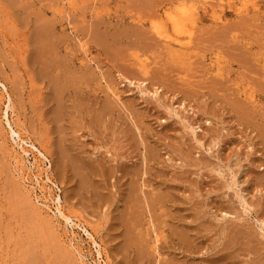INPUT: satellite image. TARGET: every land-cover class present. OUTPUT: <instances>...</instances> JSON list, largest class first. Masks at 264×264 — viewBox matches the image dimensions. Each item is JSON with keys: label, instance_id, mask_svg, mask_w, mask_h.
I'll use <instances>...</instances> for the list:
<instances>
[{"label": "rangeland", "instance_id": "rangeland-1", "mask_svg": "<svg viewBox=\"0 0 264 264\" xmlns=\"http://www.w3.org/2000/svg\"><path fill=\"white\" fill-rule=\"evenodd\" d=\"M183 11L193 20L172 26ZM50 59L83 89L59 94ZM56 147L91 170L56 174ZM136 254L264 264V0H0V264Z\"/></svg>", "mask_w": 264, "mask_h": 264}, {"label": "bare ground", "instance_id": "bare-ground-1", "mask_svg": "<svg viewBox=\"0 0 264 264\" xmlns=\"http://www.w3.org/2000/svg\"><path fill=\"white\" fill-rule=\"evenodd\" d=\"M193 14H191V13H186V12H182L181 14H180V16L178 17V18H170V22H171V25L172 26H183V24H184V21H186V20H193ZM41 29H43V28H41ZM41 29H39V32H40V30ZM45 31V30H44ZM44 31H43V33H44ZM39 32H38V34H39ZM46 32V31H45ZM42 35H43V33L42 32H40ZM156 33H157V35L158 36H160V37H162L163 39H169L168 38V36H166V35H164V33L163 32H161L160 30H156ZM41 34H39V35H41ZM45 34V33H44ZM39 35H37V37H40ZM41 35V36H42ZM44 37V36H43ZM177 46L176 47H178L179 49H181V48H184V46H185V44L186 43H181L179 40H177L176 38L175 39H173L172 40ZM162 42H164L165 44L166 43H168L167 42V40L166 41H164V40H162ZM48 46V45H47ZM43 48H45V46H42ZM49 48V47H48ZM48 48H45L46 50L48 49ZM42 50V49H41ZM40 50V51H41ZM38 52H39V50H38ZM40 55H42L41 53H40ZM41 57V56H40ZM39 57V59L42 61V59ZM43 58V57H42ZM44 60H45V58H43ZM49 60V59H48ZM58 60V59H57ZM54 61H56V60H53V62ZM61 61V60H60ZM48 62V61H47ZM64 62V61H63ZM45 63V62H44ZM50 63H51V59H50ZM65 63V62H64ZM45 64H47L48 65V63H45ZM54 65L55 64V68L58 70V72H60V70H61V78L60 79H58L59 80V82L57 83V84H59L60 86L57 88L56 87V89L59 91V94H61V93H63L64 91H68L69 89H70V91L71 90H73V87L74 88H76V86H78V88L80 89V91L83 89V84H86V82L84 83V81H85V78H84V76H81V77H77V78H75V77H73L71 74H70V71H69V68L71 67V65L73 66V63H66V64H62V63H51L50 64V66H47V67H51V65ZM44 66V65H43ZM52 68V70L54 69L53 67H51ZM44 71H46L45 69H44ZM56 76H55V80H56ZM54 81V80H53ZM53 84L56 86L57 84H55L54 82H53ZM54 86V87H55ZM87 86V85H86ZM88 87V86H87ZM55 89V90H56ZM244 92H247V91H244ZM56 93V92H55ZM58 93V92H57ZM113 94V93H112ZM247 94V93H246ZM248 94H250V93H248ZM245 95V94H244ZM251 96V95H250ZM113 98H115V100L116 101H118V97L115 95V94H113V96H112ZM253 97V96H252ZM251 97V98H252ZM247 98H249V96L248 97H246V99ZM256 98V97H255ZM114 100V101H115ZM248 100V99H247ZM109 101V100H108ZM107 101V102H108ZM249 101V100H248ZM251 101H253V98H252V100ZM109 102H111V101H109ZM108 102V103H109ZM249 103V102H248ZM105 104H106V102H105ZM111 105V104H110ZM109 106V105H108ZM105 107V110L107 111L108 110V108H110V107H112L113 106V103H112V105L110 106V107ZM241 107V106H240ZM77 108V107H76ZM78 108H79V105H78ZM107 108V109H106ZM239 108V107H238ZM112 109V108H111ZM110 109V110H111ZM241 109V108H240ZM103 110H104V108H103ZM113 110V109H112ZM100 111V110H99ZM248 111V110H247ZM107 112H109V110L107 111ZM243 112V111H242ZM101 114H102V111L100 112ZM104 113H106V112H104ZM110 113V112H109ZM244 114V113H243ZM100 115V114H99ZM103 115V114H102ZM102 115H100V116H102ZM241 115V114H240ZM4 117L6 118V120H7V122L9 123V116L7 115V114H5L4 113ZM246 117H248V116H246ZM10 132L11 133H13L14 135H15V137L20 141V142H23L22 141V139H21V137H20V135H19V133L16 131V130H13V129H11L10 128ZM32 147V146H31ZM59 147V146H58ZM61 148V147H60ZM56 149L58 150V152H57V154H58V157H57V159H55V164H56V174H58V173H60V172H63L62 174H64V171L67 169V166H71V168H72V171H77L78 172V169L79 168H81V169H83V171L84 172H87V171H89L88 169H90L89 168V164H91V163H88L87 164V166L85 165V164H81V167L80 166H78L77 164L75 165V164H73L72 162H75V160L74 161H72V160H70V161H72V162H70L69 161V159H68V157H67V155L63 152V151H61L59 148H57L56 147ZM39 153V152H38ZM79 159V158H78ZM77 163V162H76ZM81 163V162H80ZM93 167V166H92ZM120 168V167H119ZM123 168V167H122ZM122 168H120V170L122 171ZM94 169V172L96 171L97 172V174L99 173V174H104L105 173V170H103L102 168H99V167H94L93 168ZM91 170V169H90ZM110 171H111V169H109ZM126 170V169H125ZM110 171L109 172H107V174H109L110 173ZM120 171V172H121ZM112 172V171H111ZM113 173V172H112ZM111 173V174H112ZM125 173V172H124ZM123 172H122V174H124ZM126 176L128 175V178L130 177L129 176V174H128V170L126 171ZM129 173H130V171H129ZM61 174V173H60ZM110 174V175H111ZM131 174V173H130ZM132 175H133V173H132ZM132 175H131V179H132ZM60 176V175H59ZM62 176V175H61ZM96 176V175H95ZM98 176V175H97ZM104 176V175H103ZM112 176V175H111ZM124 176V175H123ZM135 176H137V175H135ZM65 177V176H64ZM99 177V176H98ZM97 177V178H98ZM100 177H102V176H100ZM133 178H134V176H133ZM131 179H130V183L133 185V186H135V184H136V179L135 180H132L133 182H131ZM82 180H83V182H85V180H84V178H82ZM87 180V179H86ZM82 182V181H81ZM138 182V181H137ZM134 183V184H133ZM129 184V183H128ZM141 184V183H140ZM81 185H84L83 183L81 184ZM131 186V185H130ZM127 186V192L130 194V196H129V194H128V196H129V198H128V203H131L132 205L134 204H138V200H135V198L137 197V196H139V195H137L138 194V192H139V190L137 191V186H135V187H133V186ZM139 186H141V190H140V193L143 195V196H145L144 194L146 193H144V188H145V186L144 185H139ZM130 188V190H129V188ZM137 188V189H136ZM129 190V191H128ZM148 191V190H147ZM137 193V194H136ZM137 196H136V195ZM154 194V193H153ZM159 197H162L163 198V196L164 195H162V196H160L159 194H158V192L156 193ZM136 196V197H135ZM148 196H149V192H148ZM154 197H156V196H154ZM159 197H156V199H159ZM165 197V196H164ZM144 198H146L147 199V197L145 196ZM153 197H151V199H152ZM139 199H140V197H139ZM146 199H144V200H146ZM155 199V200H156ZM127 200V199H126ZM141 200V199H140ZM150 200V199H149ZM154 200V199H153ZM137 201V203H135ZM148 201V200H147ZM146 201V204H144V203H141V204H144L143 205V207H145V205H147V203H149V202H147ZM159 201H161V200H159ZM163 201H164V199H163ZM58 203H60L59 201H57ZM56 202V204H57V206H56V209H55V215L57 216V218H59L61 221H63L62 223H65V224H70L69 226H74V225H77V224H74V223H72L71 222V220H70V218L68 217V216H66L64 213H63V211H62V209H61V206L58 204ZM153 202V204H154V201H152ZM140 203V202H139ZM158 203V202H157ZM162 203V202H161ZM126 204V203H125ZM130 204V205H131ZM153 204H151L152 206H154L155 204H156V202H155V204L153 205ZM133 205V206H134ZM138 205H140V204H138ZM132 206V207H133ZM131 207V208H132ZM136 207H138L137 205H136ZM136 207H134V209H132V210H136L135 208ZM141 207V206H140ZM143 207H141V209H144ZM148 207H149V205H148ZM161 208V205L159 206L158 205V209L160 210V208ZM163 207V206H162ZM127 208H129L128 206H127ZM139 208V207H138ZM141 209H139V211L141 210ZM146 209H148L147 207H145V211L144 210H142V211H144L145 212V214H147V212H146ZM150 209H151V211L153 210V207H150ZM156 209V208H155ZM162 209V208H161ZM129 210V209H128ZM139 211H138V214H140L139 213ZM150 211V212H151ZM154 211V210H153ZM130 212V211H129ZM136 212V214H137V210L135 211ZM141 212V211H140ZM131 213V212H130ZM142 213V212H141ZM133 214V213H132ZM137 214V215H138ZM144 214V215H145ZM127 215V214H126ZM134 216H135V214H133ZM134 216H132V217H134ZM132 217H131V219H132ZM139 217V216H138ZM137 216H136V220H137V218H138ZM124 218V217H123ZM140 218V217H139ZM127 218L125 217V219L124 220H126ZM124 220L122 221V222H124ZM133 221H134V219H133ZM125 222H128L129 223V221H125ZM131 222H132V220H131ZM126 224V223H125ZM130 224V223H129ZM134 224H135V226H137L138 224L134 221ZM78 226H80L79 224H78ZM130 226V225H129ZM124 227H126V226H124ZM134 227V226H133ZM129 228V227H128ZM127 227H126V230L128 229ZM131 229V228H130ZM130 229H128L129 231H130ZM129 231H127L128 233H130ZM83 232H84V234H85V236L90 240V241H92V243H93V245H95V248H97V250H96V256L98 257V258H100V256H101V253L99 252V249H98V247L99 246H97L96 245V243L94 242V239L92 238V236L84 229L83 230ZM181 232V231H180ZM184 233V232H183ZM129 235H131V234H128L127 235V237L129 236ZM186 234H184L183 236H185ZM133 235H131V237H129V239H128V241L127 242H136L137 240H135V238H136V236H135V238H133L132 237ZM176 236H178V235H176ZM125 237H126V235H125ZM179 237V236H178ZM181 238H182V236H180ZM176 238V237H175ZM134 239V240H133ZM183 239V238H182ZM184 239H185V237H184ZM142 240V239H141ZM141 240H138V244L140 243L139 241H141ZM156 240V242H158V239H155ZM143 241V240H142ZM181 240H180V238H179V242H180ZM183 242V241H182ZM178 243V242H177ZM129 244V246H134V245H130V243H128ZM141 244V243H140ZM139 244V245H140ZM144 244V243H143ZM146 244V243H145ZM181 244V243H180ZM139 245H137V246H139ZM126 246L128 247V245L126 244ZM137 246H136V248H137ZM144 246V245H143ZM147 246V245H146ZM180 246V245H179ZM188 246V245H187ZM156 247V246H155ZM185 247V246H184ZM132 248H134V247H132ZM138 248H140V249H142L141 247H138ZM152 248V247H151ZM146 248H144V249H142V250H145ZM157 249V248H156ZM135 250H137V249H135ZM147 250V249H146ZM152 250H154V248L152 249ZM138 251V250H137ZM136 251V252H137ZM150 251V250H149ZM145 252H147V251H145ZM145 252H143V253H141V252H139V253H141V255L143 256L142 258L140 257V256H137V254H139L138 252H137V254H136V256L139 258H141V259H144V257L146 256V254H145ZM157 252V251H156ZM151 253H153V252H151ZM145 255V256H144ZM148 256H149V253L147 254ZM147 256V257H148ZM140 258L138 259L139 260V264H142L140 261ZM135 259V258H134ZM165 258H163V260H164ZM132 261H133V259H132ZM166 262H169V259H167V261ZM105 263V262H104ZM129 263H133V264H137L136 263V261H133V262H130L129 261ZM163 263V262H162ZM161 263V264H162ZM128 264V263H127Z\"/></svg>", "mask_w": 264, "mask_h": 264}]
</instances>
